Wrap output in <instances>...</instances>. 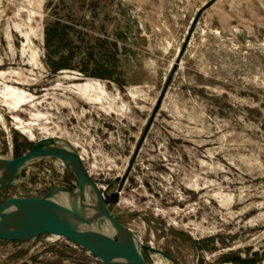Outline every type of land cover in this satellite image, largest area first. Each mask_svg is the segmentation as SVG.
Listing matches in <instances>:
<instances>
[{
    "label": "rangeland",
    "instance_id": "rangeland-1",
    "mask_svg": "<svg viewBox=\"0 0 264 264\" xmlns=\"http://www.w3.org/2000/svg\"><path fill=\"white\" fill-rule=\"evenodd\" d=\"M150 121L110 205L170 257L146 262L264 264V0H0L1 158L60 136L105 188ZM21 177L0 204L77 185L57 158ZM0 264L104 263L46 234L0 239Z\"/></svg>",
    "mask_w": 264,
    "mask_h": 264
},
{
    "label": "water",
    "instance_id": "water-1",
    "mask_svg": "<svg viewBox=\"0 0 264 264\" xmlns=\"http://www.w3.org/2000/svg\"><path fill=\"white\" fill-rule=\"evenodd\" d=\"M164 94L165 91L155 112ZM150 124L151 121L125 175L117 177L105 188H101L94 180L75 145L60 136L42 138L32 149L16 158L0 157V190L24 180L21 174L26 167L47 158L60 159L77 180L73 189L55 185L43 196L11 197L1 203L0 239L27 242L46 234L63 237L89 250L104 264H148L144 253H159L170 258L162 250L141 243L132 230L123 225L110 209L111 204L120 202L121 190ZM116 185L118 188L111 191Z\"/></svg>",
    "mask_w": 264,
    "mask_h": 264
},
{
    "label": "trees",
    "instance_id": "trees-1",
    "mask_svg": "<svg viewBox=\"0 0 264 264\" xmlns=\"http://www.w3.org/2000/svg\"><path fill=\"white\" fill-rule=\"evenodd\" d=\"M65 63V61L62 59V61H57V62H53V68H54V70H59V69H62L63 67H67V66H69L68 64H64ZM19 151V149L17 150V152ZM237 261V260H236Z\"/></svg>",
    "mask_w": 264,
    "mask_h": 264
},
{
    "label": "bare ground",
    "instance_id": "bare-ground-1",
    "mask_svg": "<svg viewBox=\"0 0 264 264\" xmlns=\"http://www.w3.org/2000/svg\"><path fill=\"white\" fill-rule=\"evenodd\" d=\"M58 160H60V159H58ZM61 161V160H60ZM62 162V161H61ZM63 163V162H62ZM90 200H92L91 198H89ZM62 203H65L64 201H62ZM161 262V261H160ZM157 264V263H156ZM158 264H160V263H158Z\"/></svg>",
    "mask_w": 264,
    "mask_h": 264
}]
</instances>
